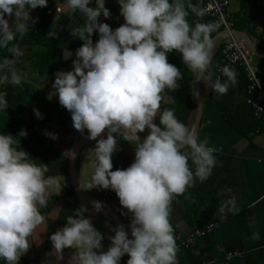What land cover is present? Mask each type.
<instances>
[{"label": "clouds", "instance_id": "obj_1", "mask_svg": "<svg viewBox=\"0 0 264 264\" xmlns=\"http://www.w3.org/2000/svg\"><path fill=\"white\" fill-rule=\"evenodd\" d=\"M49 0H0V86L20 85L26 78L15 65L25 55L16 43L39 18L31 10L47 6ZM124 23L113 29L101 23V16L111 18L105 0H67L73 13L84 18L83 27L70 31L83 41L75 51L71 70H58L49 99L58 95L59 104L71 115L72 126L81 136L95 141L92 147L94 171L82 188L109 189L116 193L120 205L130 215L124 224L109 225L114 235L104 249L105 235L86 215L81 205L68 215L66 223L49 237L57 264L64 251L74 249L68 264H179L178 245L171 223L173 200L187 192L197 180H207L217 167L215 153L208 139L180 121L173 109L160 112L166 89H178L183 78L180 68L170 63L168 54H182L187 68L206 79L214 48L215 23L189 21L191 13L203 17L206 9L191 0H118ZM14 17V20L12 18ZM10 20L12 22H10ZM98 39L93 43L92 36ZM57 33L49 31L48 36ZM72 52L67 50V60ZM228 81L217 80L211 87L220 95L237 83L234 69L224 68ZM257 83V77L255 79ZM8 108L7 93L0 91V111ZM38 118L43 114L33 109ZM159 114V123L155 118ZM148 129L141 139L140 133ZM28 135L22 128L16 135L0 132V260L19 264L33 243L36 229L45 217L40 209L48 203L49 190L61 187L54 177L46 176L47 164L37 163L21 146L20 137ZM58 139V133L45 131ZM119 139L135 145V158L126 168L113 169V155ZM191 161V164L189 163ZM194 165V168H193ZM100 212L104 202L92 200ZM229 203L238 211L236 198ZM130 229V232H129ZM260 238L253 232L252 239ZM46 264H52L46 260Z\"/></svg>", "mask_w": 264, "mask_h": 264}, {"label": "crops", "instance_id": "obj_2", "mask_svg": "<svg viewBox=\"0 0 264 264\" xmlns=\"http://www.w3.org/2000/svg\"><path fill=\"white\" fill-rule=\"evenodd\" d=\"M194 1L191 0V3L193 4ZM251 1L252 5L264 10V0ZM94 3L95 0H93L91 6H94ZM241 3L242 0H231L230 10L236 14L240 11ZM53 7H61L63 13L74 16L73 19L75 21L71 23L73 29L83 27L84 18L79 12L73 13L70 11L67 0L64 2L54 0ZM105 7L111 11L112 15L107 20L101 16V23H108L113 29L124 23V18L119 14L121 5H119L118 0H105ZM189 12V21L195 23L191 17L193 13H191V10ZM262 13L264 15V11ZM37 14L38 7L31 10L33 17H37ZM202 19L201 22L203 23L206 18L202 17ZM12 20H14V17ZM10 22L12 21L10 20ZM36 24L37 21L31 25V30L36 27ZM256 24H258L259 29L264 30V17ZM234 29L238 28L235 27ZM241 31L245 32L253 41L247 29ZM92 39L96 41L98 39L97 34L94 33ZM254 43L256 44V42ZM44 48V45L41 44L25 46L23 49L24 51L28 50L26 56L30 58L24 64L15 66L17 71L26 77L22 83L29 86L30 90H38L40 93L34 101L32 99L29 106L21 111L20 118L27 123L33 122L36 131L44 141L59 154L64 155L66 159L56 165H47L48 172L46 176L54 177L59 181L61 191L58 193L55 187L49 190L47 206L40 209L45 217L44 222L36 229L35 236L30 238V240L35 239L37 241L21 257L19 264H46V260H50L52 264H57L55 257L47 255L52 250L49 237L66 223L68 215L63 216L66 200L71 201L75 205V209L82 205L76 194L74 196L71 193L74 189L69 172V153L76 131L72 126L71 115L68 111L67 123L63 124L60 112L58 110L53 112L50 107L52 103H59V98L56 95L49 99L50 93L53 92L52 84L55 75L53 79L42 78L39 75V61L48 53V48L46 47L47 49L45 50ZM76 49L68 47L64 50V53L67 50L71 51L72 56L67 60L64 58L66 63L60 70L68 71L72 69V61L75 59ZM175 52L180 54L178 51ZM252 53L256 64L260 68L261 78L264 80V64L261 62V59H264V55L253 51ZM196 79L197 74L194 75V98L186 124L194 129H196L199 111L195 92ZM202 82L203 79H201L199 88V103L202 107V116L200 125L196 130L200 133L201 139L206 137L209 145L218 149L215 153L218 164L207 180H197L194 186L189 187L185 194L173 200L170 219L174 230L183 236L195 228L202 227L208 223L215 222L217 227L213 233L198 238L188 247L181 245L176 240L179 248L177 254L179 264H248V261L252 264H264V130H254L249 133L242 132L229 122L223 112L225 110L224 107L233 108L234 104L241 102L242 95L234 94L238 82L234 85L230 84L227 93L224 95H220L215 91V98L212 101L214 104L209 106H206L205 102L210 91ZM7 100L9 108L16 102V97L11 93H7ZM220 101L226 105L222 106ZM161 102L173 104L174 98L172 95H166ZM34 108H38L41 111L43 114L42 119L38 118L32 111ZM46 130L58 133V139L54 140L45 135ZM148 131V129H145L144 132L140 133L141 138H144ZM79 140H84L85 143L82 144L78 151L76 165L82 183L86 184L94 171L92 147H94L95 141L88 139L87 130L84 136L79 134ZM21 146L25 150L29 148L25 145ZM117 147L120 148L114 153L116 158V164L114 165L126 168L135 158V145L119 139ZM54 155V153H50L48 156L52 159ZM34 160L38 164H47L43 158ZM189 163L191 164V161ZM116 168L118 167L115 166L113 169L115 170ZM87 191L93 200L104 202L105 207L102 210L118 214L122 219V224L127 228L131 217L123 214L127 210L120 205L119 198L114 191L109 189L98 190L96 188ZM233 196L236 198L238 211L231 210L232 205L229 201ZM86 215L89 216L88 213ZM93 224L105 235L104 249L106 250L111 243L108 237L114 235L109 225H118L119 222L107 214L96 212ZM253 232L259 233L260 238L258 240L252 239ZM74 251V249H66L64 251V260L59 262V264H68V260ZM236 251L242 252V255L227 258L229 253ZM0 264H5V262L0 260Z\"/></svg>", "mask_w": 264, "mask_h": 264}, {"label": "trees", "instance_id": "obj_3", "mask_svg": "<svg viewBox=\"0 0 264 264\" xmlns=\"http://www.w3.org/2000/svg\"><path fill=\"white\" fill-rule=\"evenodd\" d=\"M64 2L65 0H60ZM54 0H49L47 6L38 7V14L36 27L30 30L24 37H17L16 43L24 48L30 44H41L48 48V53L39 61V75L42 78L53 79L55 73L60 70L66 63L63 53L64 50L68 47L78 48L82 45L83 41L79 38H74L70 31L73 29L71 25L72 21H75L74 16L69 15L68 13H63L54 11L53 13H48V10L53 7ZM195 5L199 6V0H195ZM231 5V3H230ZM191 10V9H189ZM264 10L258 8L257 6L252 5L251 0H242L240 11L235 15L237 17L235 22V27L240 30H245L250 33L253 38V41L256 44L264 49V30L258 28V22L260 19H263L262 15ZM191 17L195 22H201L202 17H198L195 14H191ZM206 18V16H203ZM202 19V20H201ZM258 19L257 21H254ZM212 21L209 18H206L203 23H211ZM49 31L57 33L54 37L48 36ZM212 37L216 35V30L212 32ZM96 41H93L95 43ZM220 44L218 48L214 51L211 57V63L206 73V79H203L202 84L206 86L210 93L206 99V106L214 104L215 90L211 87V84L220 80L225 82L228 80V77L221 73L220 79L218 75L220 74V68L223 65V55L221 52ZM25 55L20 58L17 62V65L24 64L26 60L30 57ZM11 55L7 53L6 50H0V56ZM33 55V54H32ZM37 57V56H35ZM168 60L170 63L176 64L181 72L183 73V78L179 80V88L172 90L166 89L163 98L166 95H172L174 98V103L169 104L170 102H161L160 112L165 109L171 108L174 110L176 117L187 124L188 117L192 107V100L194 98V73L191 72L187 66L182 62V54H177L175 50L172 53L168 54ZM261 62L264 64V59H261ZM234 69L237 73V82L238 86L234 90V94L242 95L241 102L234 104L233 108L224 107V113L229 120V122L241 130L242 132L249 133L254 130H264V114L261 118H257L255 115V109L247 100V97L255 98L258 95L257 91H254L253 94L247 93V88L250 83L249 78L247 77L244 66L241 64H234L230 67ZM261 76V75H260ZM0 91H5L6 93H11L16 97V102L5 111H0V132H8L12 135H16L22 128L27 129L28 135L25 137H20L21 145L29 147L27 151L32 155L33 159L43 158L47 165H56L57 163L66 159L62 154H59L53 147L47 144L46 141L38 134L35 129L33 122L27 123L20 118V113L23 109L30 105L32 99H36L40 94L34 89L30 90V87L24 83L20 85L13 86L11 84H5L0 86ZM236 91V92H235ZM222 106H225V103L220 101ZM50 107L53 112H60L62 117V123H67V110L63 108L59 103H52ZM33 111V110H32ZM155 123H159V114L155 118ZM54 153V157L51 159L48 155ZM115 155L113 156V168H121L115 162ZM75 196V191L71 192ZM75 205L71 201L65 202L63 216L74 214ZM62 220V219H60ZM127 256V254L125 255ZM248 264H252L248 261Z\"/></svg>", "mask_w": 264, "mask_h": 264}, {"label": "built area", "instance_id": "obj_4", "mask_svg": "<svg viewBox=\"0 0 264 264\" xmlns=\"http://www.w3.org/2000/svg\"><path fill=\"white\" fill-rule=\"evenodd\" d=\"M231 0H199L200 7L206 9L204 16L209 18L212 22L217 25L216 34L227 29L229 36L221 41V52L223 55V65L220 68V74L224 73L225 67H230L234 64H241L244 66L247 77L249 78V85L247 93L253 94L254 91L258 92L257 97H247V100L255 109V115L257 118H261L264 114V80L260 76V68L256 64L253 53L246 40L233 31L235 28L236 15L230 10ZM54 11H61V7H52L48 10V13ZM257 77V81L255 80ZM217 227V223H208L202 227L195 228L187 235L174 231L175 239L183 246L188 247L200 237H205L214 232ZM242 255V252L229 253L227 258ZM128 256L121 258V264H127Z\"/></svg>", "mask_w": 264, "mask_h": 264}, {"label": "water", "instance_id": "obj_5", "mask_svg": "<svg viewBox=\"0 0 264 264\" xmlns=\"http://www.w3.org/2000/svg\"><path fill=\"white\" fill-rule=\"evenodd\" d=\"M235 33L239 34L240 36H242L243 38H245L247 44L249 45V47L252 49L253 52L259 53L264 55V50H262L261 48H259L249 37L248 35L239 30V29H234L233 30ZM229 31L227 29L217 33L212 39L214 41V48L212 50L211 53V57L215 51V49L218 47V45L221 43V41L225 38L229 36ZM200 83H201V78L197 75V79H196V98H197V102H198V106H199V111H198V118H197V124H196V129H198L199 125H200V121H201V116H202V107L199 103L200 101V92H199V88H200ZM143 139V138H141ZM85 143L84 140H79V134L77 133L75 135L70 153H69V172H70V178H71V184L72 187L75 191V194L78 198V200L80 201V203L82 205H87L88 208L90 209V211L88 212L89 216L91 217V222L93 223V219H94V214L96 213L94 211V209L92 208L91 205V201L93 200L92 197L90 196V194L88 193V191L84 188H82V181L80 179L79 173H78V169H77V155H78V151L80 149V147L82 146V144ZM103 214H107L109 216H111L114 219H117L119 224H122V219L118 216V214H116L115 212H110L107 210H101L100 211Z\"/></svg>", "mask_w": 264, "mask_h": 264}, {"label": "rangeland", "instance_id": "obj_6", "mask_svg": "<svg viewBox=\"0 0 264 264\" xmlns=\"http://www.w3.org/2000/svg\"><path fill=\"white\" fill-rule=\"evenodd\" d=\"M44 47H45L44 50L47 49L46 46H44ZM47 50H48V49H47ZM76 134H77V132L74 134V137H75Z\"/></svg>", "mask_w": 264, "mask_h": 264}]
</instances>
